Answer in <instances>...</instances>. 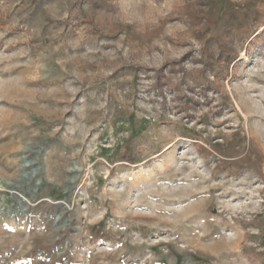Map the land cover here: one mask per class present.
<instances>
[{
    "label": "rangeland",
    "instance_id": "374dc122",
    "mask_svg": "<svg viewBox=\"0 0 264 264\" xmlns=\"http://www.w3.org/2000/svg\"><path fill=\"white\" fill-rule=\"evenodd\" d=\"M0 264H264V0H0Z\"/></svg>",
    "mask_w": 264,
    "mask_h": 264
}]
</instances>
